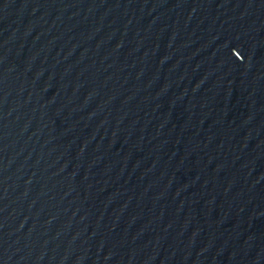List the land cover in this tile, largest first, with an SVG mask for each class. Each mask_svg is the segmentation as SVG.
I'll use <instances>...</instances> for the list:
<instances>
[{"label": "water", "instance_id": "obj_1", "mask_svg": "<svg viewBox=\"0 0 264 264\" xmlns=\"http://www.w3.org/2000/svg\"><path fill=\"white\" fill-rule=\"evenodd\" d=\"M0 264H264V0H0Z\"/></svg>", "mask_w": 264, "mask_h": 264}]
</instances>
